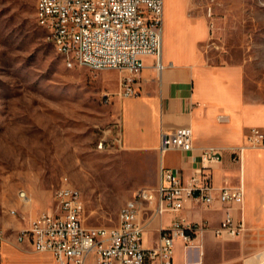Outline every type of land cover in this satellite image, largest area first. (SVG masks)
Returning a JSON list of instances; mask_svg holds the SVG:
<instances>
[{"label":"rangeland","instance_id":"obj_1","mask_svg":"<svg viewBox=\"0 0 264 264\" xmlns=\"http://www.w3.org/2000/svg\"><path fill=\"white\" fill-rule=\"evenodd\" d=\"M37 1L0 0V227L23 220L32 204L55 208L65 178L84 195L87 226H114L133 192L154 185V160L113 145L121 72L69 67L37 22ZM164 7V34L174 13L182 27L205 30L210 63L242 69L251 121L244 134L264 131V0H164Z\"/></svg>","mask_w":264,"mask_h":264},{"label":"built area","instance_id":"obj_2","mask_svg":"<svg viewBox=\"0 0 264 264\" xmlns=\"http://www.w3.org/2000/svg\"><path fill=\"white\" fill-rule=\"evenodd\" d=\"M164 0H38L36 19L42 25H53L56 38H49L60 51L81 57V67L92 70L116 69L119 95L122 98L140 94L138 82L145 68V58L152 57L154 68L161 73L164 38ZM113 145L122 148L121 128ZM194 132L179 128L162 135L160 151H191ZM105 140L99 143L100 148ZM264 147V131L252 128L247 143L234 150L235 160L243 163L247 148ZM216 146L206 147L200 155V167L185 180L180 170L162 166L156 188H140L121 207L114 226L93 227L84 222L85 198L67 178L54 191L55 208L38 214L28 228L17 234L19 242L29 241L38 252H51L56 264H173L178 240L189 248L210 227L205 222H174L160 227V240L152 248L144 246L150 223L167 212H180L187 202L212 205L215 202L245 204L243 181L237 187H217L212 170L222 162ZM24 200L25 192L20 193ZM246 229L243 217L237 221L227 209L220 225L214 229L221 238H235ZM6 233L0 230V251Z\"/></svg>","mask_w":264,"mask_h":264},{"label":"crops","instance_id":"obj_3","mask_svg":"<svg viewBox=\"0 0 264 264\" xmlns=\"http://www.w3.org/2000/svg\"><path fill=\"white\" fill-rule=\"evenodd\" d=\"M176 18L174 13L169 16L167 35L163 38L164 70L158 73L153 58H145L146 66L138 82L140 94L120 100L121 149L152 157L156 167L154 185L141 188H156L162 166L180 170L184 179L189 180L200 167L202 150L216 146L223 157L212 170L213 182L217 187H237L243 181L245 204L242 211L235 204L189 201L180 212L155 217L145 233L144 246L152 248L158 244L161 226L170 227L181 219L205 222L210 228L196 239L195 246L187 248L182 241L176 242L173 264H264V162L259 158L264 149L247 148L242 164L232 157V151L243 144L244 136L247 143L244 129L251 123L246 115L243 71L236 65L210 63L201 50L207 41L205 30L199 33L192 24L182 27ZM183 127L193 129L194 149L162 153V135ZM248 151L256 155L251 153L248 158ZM39 206L38 209L32 204L23 220L0 227L6 233L0 264L56 263L51 252H38L29 241L17 240L20 230L28 228L33 218L49 209ZM228 208L237 221L243 217L246 229L238 237L224 239L214 229ZM154 233L157 236L151 240Z\"/></svg>","mask_w":264,"mask_h":264},{"label":"bare ground","instance_id":"obj_4","mask_svg":"<svg viewBox=\"0 0 264 264\" xmlns=\"http://www.w3.org/2000/svg\"><path fill=\"white\" fill-rule=\"evenodd\" d=\"M41 27L48 32L49 38H56V31L54 30L53 25H42ZM53 43L56 46V48L58 49L59 53L61 55L65 56L66 63L69 67H73L75 65L81 66V57L79 54H74L73 52H67V51H60V47L58 45H56L55 42H53ZM0 230H4V229L0 228Z\"/></svg>","mask_w":264,"mask_h":264}]
</instances>
